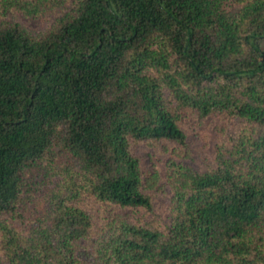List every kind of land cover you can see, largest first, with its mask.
I'll return each instance as SVG.
<instances>
[{"label":"trees","instance_id":"trees-1","mask_svg":"<svg viewBox=\"0 0 264 264\" xmlns=\"http://www.w3.org/2000/svg\"><path fill=\"white\" fill-rule=\"evenodd\" d=\"M209 116L154 217L137 151ZM0 264H264V0H0Z\"/></svg>","mask_w":264,"mask_h":264},{"label":"rangeland","instance_id":"rangeland-1","mask_svg":"<svg viewBox=\"0 0 264 264\" xmlns=\"http://www.w3.org/2000/svg\"><path fill=\"white\" fill-rule=\"evenodd\" d=\"M227 130L228 126L224 120L217 116H209L201 121L195 122L194 120L189 125H185L187 135L185 145L169 143L168 145L166 144L167 150L165 151H163L162 146L158 149L144 147L137 151L144 175L156 180V184L152 189L154 217H159L160 220H163L167 215L169 191L164 185L163 176L166 161L173 159L190 165L195 169H203L207 162L212 159L215 147L224 139ZM96 215L99 217L96 219L99 221L98 225L100 226L101 223L107 222L113 216L120 220L140 223L148 221L157 224V222L152 220L149 212H146V217H143L142 212L139 210L134 211L133 209L115 205H98Z\"/></svg>","mask_w":264,"mask_h":264}]
</instances>
